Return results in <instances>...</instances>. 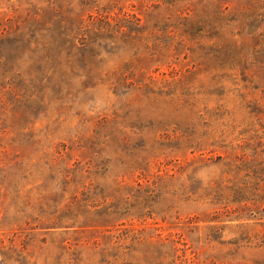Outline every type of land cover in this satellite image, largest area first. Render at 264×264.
Returning <instances> with one entry per match:
<instances>
[{"label": "rangeland", "instance_id": "obj_1", "mask_svg": "<svg viewBox=\"0 0 264 264\" xmlns=\"http://www.w3.org/2000/svg\"><path fill=\"white\" fill-rule=\"evenodd\" d=\"M0 264H264V0H0Z\"/></svg>", "mask_w": 264, "mask_h": 264}]
</instances>
